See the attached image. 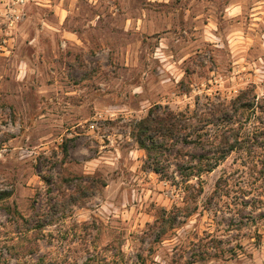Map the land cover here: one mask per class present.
I'll list each match as a JSON object with an SVG mask.
<instances>
[{
	"label": "rangeland",
	"instance_id": "rangeland-1",
	"mask_svg": "<svg viewBox=\"0 0 264 264\" xmlns=\"http://www.w3.org/2000/svg\"><path fill=\"white\" fill-rule=\"evenodd\" d=\"M155 105L264 132V0H0V264H264V137L186 189Z\"/></svg>",
	"mask_w": 264,
	"mask_h": 264
},
{
	"label": "trees",
	"instance_id": "trees-1",
	"mask_svg": "<svg viewBox=\"0 0 264 264\" xmlns=\"http://www.w3.org/2000/svg\"><path fill=\"white\" fill-rule=\"evenodd\" d=\"M245 94L233 102L235 115L244 112L248 106L243 103ZM233 116L224 105H220L219 112L214 116L219 124L215 125V119L211 124L216 129L212 131L208 119L191 117L185 112H174L155 105L145 118L137 122L133 135L139 148L146 152L149 167L163 178L168 176L165 161L176 149L179 175L186 183V189H195L196 186L189 183L192 178L213 172L232 152L254 153L253 149L262 144L258 141V134L264 137V132L256 131L252 137H242L241 127L236 128L238 124L235 125L230 118ZM187 146L193 149L187 150ZM196 192L197 195L202 193V187H197ZM172 222H175V218L165 220L163 230Z\"/></svg>",
	"mask_w": 264,
	"mask_h": 264
}]
</instances>
